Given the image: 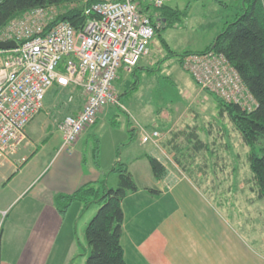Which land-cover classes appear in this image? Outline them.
Segmentation results:
<instances>
[{
	"label": "crops",
	"instance_id": "1",
	"mask_svg": "<svg viewBox=\"0 0 264 264\" xmlns=\"http://www.w3.org/2000/svg\"><path fill=\"white\" fill-rule=\"evenodd\" d=\"M244 1L236 0L238 5L232 9V17L239 14ZM142 6L145 13L155 18L157 10L147 4ZM221 21L223 29L232 19ZM210 43L184 54L204 50ZM141 61L136 69L142 68ZM197 86L194 94L208 100L205 90ZM75 100L69 110L72 114L85 103L83 96ZM197 104L201 109L202 103ZM111 107L102 110L96 124L88 127L73 147H62L63 136L55 122L56 129L50 131L48 124L49 132L39 142L28 135L29 143L16 156L0 157V264H75L82 242L76 238L77 225L84 213L88 217L98 206L92 205L83 212L84 204L73 201L62 214L56 198L100 180L118 159L127 163L139 186L123 201L122 246L127 264H264V232L251 234L262 242L259 249L219 208L218 200L206 190L208 187L185 169L168 166L159 144L152 142V146H146L142 141V131L146 129L138 130L135 125L115 127L112 117L109 122L113 116ZM199 111L189 114L185 126L190 138L197 136L207 145L200 135L205 115ZM134 134L139 138L138 144L131 141ZM91 141L100 143L99 163ZM148 155L165 166L161 179L154 177ZM23 158L26 160L21 162ZM107 180L110 187L119 182L113 173ZM147 186L160 190L159 194L144 189ZM255 192L257 199L247 202L252 209H245L249 227L260 224L264 216V198H259L257 189ZM258 206L262 215L255 214ZM243 213L241 209L240 214Z\"/></svg>",
	"mask_w": 264,
	"mask_h": 264
},
{
	"label": "built area",
	"instance_id": "2",
	"mask_svg": "<svg viewBox=\"0 0 264 264\" xmlns=\"http://www.w3.org/2000/svg\"><path fill=\"white\" fill-rule=\"evenodd\" d=\"M168 1L87 0L81 28L70 21L46 22L42 7L10 20L0 31V41L16 42L15 47L0 49V157L16 156L27 143L26 128L43 109L52 86L78 89L85 99L81 110L58 123L64 149L96 124L103 109L121 107L115 82L148 54L157 30L142 4L159 9ZM183 62L194 81L223 102L246 110L256 106L224 54L212 49L189 53ZM160 136L158 130L142 131L144 143H156Z\"/></svg>",
	"mask_w": 264,
	"mask_h": 264
},
{
	"label": "rangeland",
	"instance_id": "3",
	"mask_svg": "<svg viewBox=\"0 0 264 264\" xmlns=\"http://www.w3.org/2000/svg\"><path fill=\"white\" fill-rule=\"evenodd\" d=\"M76 4L78 3L64 2L49 5L44 9L45 21L57 19ZM81 4L84 8L87 0H82ZM167 5L181 10L183 17L166 28H162L164 24L155 17L157 31L148 54L141 61L142 68L120 74L115 82L114 92L120 99L121 107L111 105L113 116L108 121L112 117L114 126L119 128L122 125H135L138 130L144 128L147 132L160 131L161 136L156 144H159V152L163 154L167 165L185 169L204 187H208L206 190L218 200L219 208L260 249L262 242L256 235L251 234L253 231L256 234L264 232V216L260 224L251 227L246 225L248 219L245 209H252V206L247 207L250 205L247 202L257 199L254 175L248 162L249 148L244 145L240 131L223 109L220 97L205 91L209 98L204 100L203 96L194 94L198 86L185 68L183 58L181 59L185 52L197 50L210 43L213 36L221 32V20L234 18L231 16L232 9L237 7L238 2L169 0ZM213 31L214 35L211 36ZM71 96H74L73 101L69 100ZM79 96L82 97L83 94L78 89L52 86L44 100L43 111L27 126V134L39 142L43 135L48 134L50 125V131H53L56 129L55 122L59 123L66 115L72 114L69 110ZM199 102L202 103L201 109L197 107ZM198 111L205 115L202 117L204 130L200 135L208 143L207 150L195 149L196 138H190L185 126L189 121V114ZM99 125L100 123L97 126ZM200 125L201 122L198 126ZM136 137V134L132 135L131 141L135 140L138 144L139 138ZM89 144L94 149L100 143L91 141ZM145 144L149 147L153 143L150 141ZM259 208L261 209L259 206L255 209V214L262 215ZM241 209H244L242 215ZM236 213L240 215L237 216ZM92 216L93 214L87 217L84 213L77 225L79 228L76 230V238H80L85 245V221L89 222ZM82 251L81 249L80 253ZM86 262V256L79 255L75 264Z\"/></svg>",
	"mask_w": 264,
	"mask_h": 264
},
{
	"label": "trees",
	"instance_id": "4",
	"mask_svg": "<svg viewBox=\"0 0 264 264\" xmlns=\"http://www.w3.org/2000/svg\"><path fill=\"white\" fill-rule=\"evenodd\" d=\"M64 2L78 3L70 10L60 14L54 22L70 21L77 28L86 22V16L81 4L82 0H0V31L14 17L26 10L37 7L46 8L49 5H59ZM93 1H90L92 3ZM241 11L232 21L226 22L224 28L214 41L204 50H215L224 54L227 60L240 73L242 81L252 94L256 106L254 109H244L238 103L221 102L229 114L235 128L241 133V139L249 148L248 162L253 173L259 198H264V3L262 0H245ZM157 21L164 24L162 28L172 26L176 20L183 17V12L165 4L163 8L155 9ZM153 16V15H152ZM150 16L153 20L154 19ZM196 52V53H199ZM186 54H183L185 56ZM181 57V58H182ZM223 112V111H222ZM197 138V136H196ZM195 149H208V144L196 139ZM98 142V141H96ZM100 146L94 148V156L99 163ZM153 175L161 179L165 173V166L155 156L148 155ZM116 174L119 182L110 187L107 176ZM139 188L133 179L127 163L116 160L112 169L98 181H92L79 187L72 194H59L56 202L59 211L67 212L70 203L81 201L84 204L83 212L92 205L98 209L87 223L84 238L86 245L79 243L78 255L86 256V264H127L122 246L123 222L125 213L123 201L130 192ZM153 194L160 190L153 187H144ZM82 245V247H81Z\"/></svg>",
	"mask_w": 264,
	"mask_h": 264
},
{
	"label": "water",
	"instance_id": "5",
	"mask_svg": "<svg viewBox=\"0 0 264 264\" xmlns=\"http://www.w3.org/2000/svg\"><path fill=\"white\" fill-rule=\"evenodd\" d=\"M16 42L14 40L11 41H0V49H7L10 47H15Z\"/></svg>",
	"mask_w": 264,
	"mask_h": 264
},
{
	"label": "bare ground",
	"instance_id": "6",
	"mask_svg": "<svg viewBox=\"0 0 264 264\" xmlns=\"http://www.w3.org/2000/svg\"><path fill=\"white\" fill-rule=\"evenodd\" d=\"M205 52H208V51H205ZM205 52H203V53H205Z\"/></svg>",
	"mask_w": 264,
	"mask_h": 264
}]
</instances>
